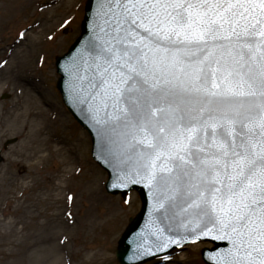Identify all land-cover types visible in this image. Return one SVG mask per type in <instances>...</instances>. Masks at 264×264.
<instances>
[{
  "label": "snow or ice",
  "instance_id": "6c2138e0",
  "mask_svg": "<svg viewBox=\"0 0 264 264\" xmlns=\"http://www.w3.org/2000/svg\"><path fill=\"white\" fill-rule=\"evenodd\" d=\"M69 73L154 224L226 241L214 264H264V0H98ZM170 232L134 258L188 239Z\"/></svg>",
  "mask_w": 264,
  "mask_h": 264
},
{
  "label": "rangeland",
  "instance_id": "374dc122",
  "mask_svg": "<svg viewBox=\"0 0 264 264\" xmlns=\"http://www.w3.org/2000/svg\"><path fill=\"white\" fill-rule=\"evenodd\" d=\"M86 1L0 0V114L26 107L27 90L43 112L39 135L47 139L42 153L21 163L12 152L23 138L0 129V244L7 240L0 251L19 250L14 241L22 229L26 240L10 264H119L120 236L141 208L135 191L127 200L106 191L108 174L92 158L91 138L56 86V57L80 34ZM211 246L188 245L168 262L142 264H205L201 251Z\"/></svg>",
  "mask_w": 264,
  "mask_h": 264
},
{
  "label": "water",
  "instance_id": "95a60500",
  "mask_svg": "<svg viewBox=\"0 0 264 264\" xmlns=\"http://www.w3.org/2000/svg\"><path fill=\"white\" fill-rule=\"evenodd\" d=\"M97 3L98 0L87 1L79 37L71 45L64 56L57 57L56 59L57 72L60 75L57 82V88L71 114L92 137L93 157L105 170L108 171L109 179L106 185L108 192L113 195L121 194L126 198L128 193L132 190H136L140 195L142 203L141 210L136 217L130 219V224L122 234L118 243L116 257L119 264H142L163 255L165 256L176 247H181L185 244L194 242L192 241L191 236L188 235V232L178 226V223L170 224L167 220L158 224L153 223L158 219V214L153 211V193L144 183L133 182L132 179H125V173L128 172V168L124 165L118 164L115 157L110 154L109 148L111 145H109L106 137L102 134L100 126L95 122L88 105L81 104L73 91V81L69 73V68L73 61L77 60L85 50L89 40L93 36V28L96 22ZM1 161L2 158L0 157V162ZM154 227H171L172 232L169 233L170 235L179 233L181 236H188V239L180 244H172L167 249L155 252L153 256H146L139 259L134 258V254L138 250L137 244L144 243V240L140 238L143 234L150 233ZM146 239L148 241H153L155 237L147 235ZM198 241H210L215 244L211 249L204 248L202 250V257L206 264H214L212 257L217 251L227 247L226 241L216 240L211 236L201 237L200 239L195 240V242Z\"/></svg>",
  "mask_w": 264,
  "mask_h": 264
},
{
  "label": "bare ground",
  "instance_id": "6f19581e",
  "mask_svg": "<svg viewBox=\"0 0 264 264\" xmlns=\"http://www.w3.org/2000/svg\"><path fill=\"white\" fill-rule=\"evenodd\" d=\"M36 84L33 83L32 87L35 86ZM4 84H2L1 87H3ZM36 88V87H35ZM31 90V89H30ZM23 90L22 94L24 96L29 97V102H36L34 96L26 93ZM22 98H20L21 100ZM28 102V103H29ZM26 104V107L21 108L20 110H16L14 113H4L0 114V129L6 126L10 130L7 131H12L15 134H19L24 142L22 144L21 150H17L12 152V155L15 158H19L20 162H30L33 159L37 157L38 154L43 152L44 145L47 143V139H41V136L39 133L42 131L40 129V125L43 124L42 121H39L40 118L43 116V112L37 111L36 107H33L32 103ZM49 114L46 115L47 118H49ZM58 120L61 123H64L65 118L62 117V115L58 116ZM42 123V124H41ZM43 127V126H42ZM44 128V127H43ZM46 157V156H44ZM39 163V162H38ZM38 163L36 165H38ZM28 168V167H27ZM24 233V229L20 232V234H17L16 240L14 241V244L16 245L19 250L17 251H11L9 253L4 252V249L0 251V264H10L11 260H15L16 258L18 259L19 253L22 250V247L26 244V240L24 239V236L22 238L21 234ZM3 240L0 244V248H4L6 244V239L2 237ZM22 261V260H21Z\"/></svg>",
  "mask_w": 264,
  "mask_h": 264
}]
</instances>
